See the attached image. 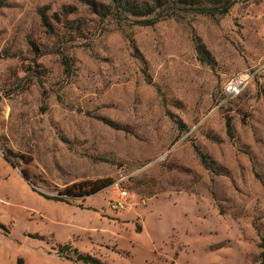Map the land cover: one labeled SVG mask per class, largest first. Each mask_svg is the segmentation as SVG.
<instances>
[{"label": "rangeland", "instance_id": "374dc122", "mask_svg": "<svg viewBox=\"0 0 264 264\" xmlns=\"http://www.w3.org/2000/svg\"><path fill=\"white\" fill-rule=\"evenodd\" d=\"M175 13L144 26L76 0H0V234L10 233L0 235V264L17 254L48 264L33 252L39 241L75 259L70 243L63 254L38 234L63 241L68 231L26 214L34 204L15 193L16 174L41 198L76 207L93 198L106 211L118 187L142 195L138 209L153 215L131 230L163 231L173 264L260 263L264 0H235L223 15ZM254 70L240 96L224 98L228 78ZM93 184L106 186L67 194Z\"/></svg>", "mask_w": 264, "mask_h": 264}, {"label": "crops", "instance_id": "0c3cea01", "mask_svg": "<svg viewBox=\"0 0 264 264\" xmlns=\"http://www.w3.org/2000/svg\"><path fill=\"white\" fill-rule=\"evenodd\" d=\"M14 177V185L18 190V192H14L17 195L22 194L34 204L29 205L27 203L24 206L26 207V214L30 215L32 220L52 221L56 226H61L68 231L63 241L55 239V230L43 232L42 234L35 232L44 238L51 237L53 246H62L70 243L78 252L92 256L104 264H159L160 261L163 264H173L171 253L175 249L169 248L167 243L162 245V241L166 237L163 231L154 233V231L147 229L146 231L131 230L133 222L138 225H144L151 220L150 216L153 215L150 212L151 209H130L122 212H112L106 206V211H104L105 204L93 202V198H90V200L86 199L87 202L84 203V207H76L60 201L41 198L30 191L26 182L18 174ZM93 207L96 211L92 210ZM68 210L74 216L78 213V225L73 226L65 220ZM166 220L168 218L163 217V219L158 221L163 224L162 226H165ZM4 236L7 237V235ZM34 244V247H32L33 252L37 251L40 253L42 251L44 261L48 264H85L82 261L66 258L62 254H56L50 243L47 245L39 241ZM63 254H66V252ZM70 254L72 253L70 252ZM18 258H22L24 264L28 263L24 256L17 254L12 258L11 264H16Z\"/></svg>", "mask_w": 264, "mask_h": 264}, {"label": "trees", "instance_id": "16d2710c", "mask_svg": "<svg viewBox=\"0 0 264 264\" xmlns=\"http://www.w3.org/2000/svg\"><path fill=\"white\" fill-rule=\"evenodd\" d=\"M78 3L85 5L92 13L100 17H115L116 19L122 18L127 20V18L133 17L134 22L139 25L149 26L154 25L160 20L166 17L176 16L175 11L177 9H182L189 13H197L202 15L214 16L223 15L229 11L235 0H105L107 3L99 2L97 0H76ZM66 10L70 12L72 8L67 7ZM39 15L41 18L42 25L44 27H49L50 23L46 12L39 10ZM200 49V46H198ZM12 166L16 167L15 164L11 163ZM21 174L28 178L26 171L21 170ZM106 185L93 184L89 188H84L80 186L78 188V193L73 191H68L69 195H84L88 193H93ZM66 194V195H67ZM43 195V194H42ZM47 199L63 201L57 197H48L43 195ZM3 229V234L8 235V231L1 226ZM261 252L259 254V264H264V241L263 246H259ZM60 248V247H59ZM71 250L70 246L64 245L59 249L60 253H64ZM76 261H82L85 264H104L98 259L82 254L77 251V249H72ZM16 264H24L22 258H18Z\"/></svg>", "mask_w": 264, "mask_h": 264}, {"label": "built area", "instance_id": "2783aa9c", "mask_svg": "<svg viewBox=\"0 0 264 264\" xmlns=\"http://www.w3.org/2000/svg\"><path fill=\"white\" fill-rule=\"evenodd\" d=\"M253 72H241L232 75L223 85L225 99H233L243 92L247 84L252 80ZM147 205L146 199L136 192L124 187H118L115 196L109 201L107 208L112 212H122L130 209H138Z\"/></svg>", "mask_w": 264, "mask_h": 264}]
</instances>
